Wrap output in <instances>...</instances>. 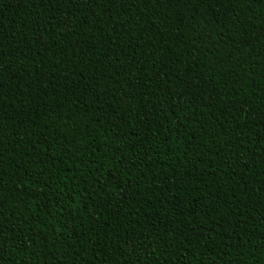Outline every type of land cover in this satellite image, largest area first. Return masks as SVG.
I'll use <instances>...</instances> for the list:
<instances>
[{
  "label": "trees",
  "instance_id": "16d2710c",
  "mask_svg": "<svg viewBox=\"0 0 264 264\" xmlns=\"http://www.w3.org/2000/svg\"><path fill=\"white\" fill-rule=\"evenodd\" d=\"M0 264H264V0H0Z\"/></svg>",
  "mask_w": 264,
  "mask_h": 264
}]
</instances>
